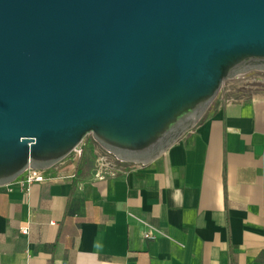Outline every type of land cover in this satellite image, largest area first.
Here are the masks:
<instances>
[{
  "label": "water",
  "instance_id": "1",
  "mask_svg": "<svg viewBox=\"0 0 264 264\" xmlns=\"http://www.w3.org/2000/svg\"><path fill=\"white\" fill-rule=\"evenodd\" d=\"M258 71L264 0H0V187L89 135L148 165Z\"/></svg>",
  "mask_w": 264,
  "mask_h": 264
},
{
  "label": "crops",
  "instance_id": "2",
  "mask_svg": "<svg viewBox=\"0 0 264 264\" xmlns=\"http://www.w3.org/2000/svg\"><path fill=\"white\" fill-rule=\"evenodd\" d=\"M259 79H235L148 165L121 161L95 140L80 161L42 170L46 181L29 194L0 187V264H264ZM99 156L123 171L96 179Z\"/></svg>",
  "mask_w": 264,
  "mask_h": 264
},
{
  "label": "built area",
  "instance_id": "3",
  "mask_svg": "<svg viewBox=\"0 0 264 264\" xmlns=\"http://www.w3.org/2000/svg\"><path fill=\"white\" fill-rule=\"evenodd\" d=\"M85 150H86V140L83 141L80 145H78L67 158H72L74 162H78L83 158L85 154ZM64 160H62L61 162H63ZM95 170H96L95 178L98 180H103L105 179V177L108 175L109 172L111 171L122 172L123 168L119 162L111 161L106 156H99L97 157L96 162H95ZM45 181H46V177L43 175L42 170L28 169L19 179H17V181L9 185L16 183L20 189L25 191L26 194H29L33 184L42 183ZM28 231H29L28 228H25L22 230V233L28 234ZM145 237L152 238L153 236L151 234H146Z\"/></svg>",
  "mask_w": 264,
  "mask_h": 264
},
{
  "label": "rangeland",
  "instance_id": "4",
  "mask_svg": "<svg viewBox=\"0 0 264 264\" xmlns=\"http://www.w3.org/2000/svg\"><path fill=\"white\" fill-rule=\"evenodd\" d=\"M261 73H263V72H254V73H251L250 74V77H252L254 74H257L258 76L260 75V78H264V73L263 74H261ZM248 75V74H247ZM239 76H241V75H239ZM238 76V77H239ZM238 77H236V78H234V79H230V80H228L226 83H224V85H223V88H222V91L223 90H226V89H228L229 87H231L232 86V84L234 83V81H235V79H237ZM261 80V79H260ZM215 102V101H214ZM89 143H95V139L93 138V136L92 135H89L87 138H86V144H89Z\"/></svg>",
  "mask_w": 264,
  "mask_h": 264
},
{
  "label": "flooded vegetation",
  "instance_id": "5",
  "mask_svg": "<svg viewBox=\"0 0 264 264\" xmlns=\"http://www.w3.org/2000/svg\"><path fill=\"white\" fill-rule=\"evenodd\" d=\"M263 73H264V72H263ZM263 73H261V74H263ZM259 76H260V75H259ZM252 77H253V78H256L257 80H258V78H260V77H258L257 74H254ZM259 80H260V79H259ZM261 80H264V79L261 78Z\"/></svg>",
  "mask_w": 264,
  "mask_h": 264
}]
</instances>
